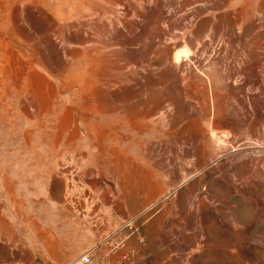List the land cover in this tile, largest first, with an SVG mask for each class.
I'll use <instances>...</instances> for the list:
<instances>
[{"label":"rangeland","instance_id":"374dc122","mask_svg":"<svg viewBox=\"0 0 264 264\" xmlns=\"http://www.w3.org/2000/svg\"><path fill=\"white\" fill-rule=\"evenodd\" d=\"M22 213L91 264H264V0H0V264Z\"/></svg>","mask_w":264,"mask_h":264},{"label":"crops","instance_id":"0c3cea01","mask_svg":"<svg viewBox=\"0 0 264 264\" xmlns=\"http://www.w3.org/2000/svg\"><path fill=\"white\" fill-rule=\"evenodd\" d=\"M20 189L23 190V195L17 197L16 201L22 203L23 207L27 204L28 210L30 211L36 209L34 208L37 207L35 206L36 201L34 195H37V190L33 191L28 187L20 186L17 190L18 195ZM50 189L49 186L44 191L40 190V193H49L51 192ZM47 202L49 203L47 208L55 206V201L48 200ZM22 214V232H24V234L21 244L22 254L26 264H68L73 261L72 247L69 246L67 249L66 241L62 236L57 234L58 231L63 228V222H60L62 226L58 229L57 226L54 227V225H52V222L57 225L55 218H52L54 220L45 218L46 221H43L44 223H39L36 219L32 218L31 215L25 217L24 213ZM1 222L3 221L0 218V225H2ZM6 241V236H3L0 231V242L6 244ZM69 242L71 243V239Z\"/></svg>","mask_w":264,"mask_h":264},{"label":"built area","instance_id":"2783aa9c","mask_svg":"<svg viewBox=\"0 0 264 264\" xmlns=\"http://www.w3.org/2000/svg\"><path fill=\"white\" fill-rule=\"evenodd\" d=\"M70 264H91V257L88 252L79 254Z\"/></svg>","mask_w":264,"mask_h":264}]
</instances>
